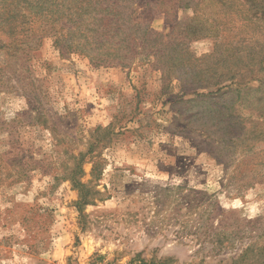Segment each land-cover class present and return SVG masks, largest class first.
Instances as JSON below:
<instances>
[{"label":"rangeland","instance_id":"rangeland-1","mask_svg":"<svg viewBox=\"0 0 264 264\" xmlns=\"http://www.w3.org/2000/svg\"><path fill=\"white\" fill-rule=\"evenodd\" d=\"M211 2L201 17L217 16ZM193 13L179 8L175 20ZM151 25L170 31L162 11ZM19 35L31 49L17 56L29 51L28 61L0 54V264H218L240 256L264 264V140L253 144L243 133L231 146L223 132L206 131L209 117L225 115L223 103L203 100L201 117H191L192 104L168 100L148 62L93 66L59 51L41 29ZM214 41L200 37L189 48L200 57ZM168 92L180 93L179 82ZM242 105L236 112L248 133L255 116ZM109 124L118 133L101 147L104 168L94 180L88 157L74 156ZM76 161L97 192L80 210L68 178Z\"/></svg>","mask_w":264,"mask_h":264},{"label":"trees","instance_id":"trees-1","mask_svg":"<svg viewBox=\"0 0 264 264\" xmlns=\"http://www.w3.org/2000/svg\"><path fill=\"white\" fill-rule=\"evenodd\" d=\"M211 4L217 16H200V10L208 8L206 0H0V32L7 38L0 37V54L17 56L18 51L31 49L19 34L41 29L54 38L59 51L83 55L93 66L127 68L135 62H148L160 71L161 90L168 100L192 104L191 117H201L199 105L203 100L209 99L213 105L223 103L220 109L225 115L220 111L216 118L209 117L206 131L212 135L223 132L231 146H235L233 139L245 133L254 144L264 140V0H212ZM186 6H193V15L175 20L177 9ZM159 11L165 12L170 25L165 34L151 25ZM223 33H230V38H222ZM206 36L215 39L213 50L197 57L189 42ZM17 57L26 63L29 51L24 58ZM173 80L179 82L180 93L168 92ZM198 87L209 90L198 92ZM187 94L193 96L184 98ZM239 105L252 109L255 116L248 119V133L244 119L236 112ZM36 115L38 123L46 122L40 111ZM117 133L112 124L96 127L86 150L74 156L88 157L92 179L98 180L104 168L101 147ZM70 173L68 178L78 190L76 204L80 210L97 192L89 191L87 183L81 181L85 175L81 162L76 161ZM261 249L264 251V246ZM243 258L218 264H244ZM259 261L257 257L255 262L245 264Z\"/></svg>","mask_w":264,"mask_h":264}]
</instances>
